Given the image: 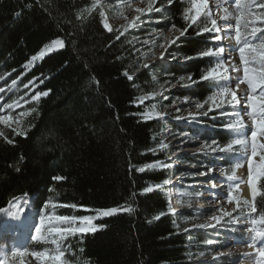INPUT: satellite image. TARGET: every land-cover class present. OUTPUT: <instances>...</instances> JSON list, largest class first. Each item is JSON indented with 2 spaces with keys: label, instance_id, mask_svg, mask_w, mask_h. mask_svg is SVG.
<instances>
[{
  "label": "trees",
  "instance_id": "16d2710c",
  "mask_svg": "<svg viewBox=\"0 0 264 264\" xmlns=\"http://www.w3.org/2000/svg\"><path fill=\"white\" fill-rule=\"evenodd\" d=\"M92 4L93 0H0V75L5 77L0 87L5 88L6 100L12 96L14 101L27 100L19 112L29 113L19 114V123L11 127H0L4 133L0 209L22 197H32L36 208L53 205L57 216H95L97 209L130 207L131 212L94 220L95 225L106 226L95 233L64 238L65 259H86L89 264H192L190 236L179 231L169 214V184L163 182H170L171 171L136 170L161 161L157 152L164 122L154 116L145 121L147 104L137 99L141 91L149 93L151 81L147 73H136L129 39L116 40L119 33L107 32L99 16L102 9L88 11ZM166 9L177 27L185 26L180 0ZM81 14L83 19H77ZM193 36L190 30L184 40L186 56L208 48ZM56 38L63 39L65 47L37 59L26 71L27 61ZM207 59L211 58L188 60L181 65L183 70L172 71H187L198 79ZM126 70L135 74L133 81L123 75ZM37 76L44 83L37 80L35 87L29 86L31 92L24 90ZM13 80L17 85L9 92ZM47 89H51L47 97L31 100ZM190 90L204 101L213 89L203 82ZM12 128H24L27 136L15 135ZM229 134L219 132L216 137L225 139L226 145ZM228 162L229 157L222 165L230 174ZM147 187L152 191L145 193ZM258 187L264 188V177ZM257 207L264 210V198L257 197ZM46 247L34 243L28 251ZM6 264L21 263L10 257Z\"/></svg>",
  "mask_w": 264,
  "mask_h": 264
},
{
  "label": "rangeland",
  "instance_id": "374dc122",
  "mask_svg": "<svg viewBox=\"0 0 264 264\" xmlns=\"http://www.w3.org/2000/svg\"><path fill=\"white\" fill-rule=\"evenodd\" d=\"M161 2L165 5V10L163 12L145 13L142 17L143 22H137L140 26L127 29V31H125L126 26L131 23L135 17L140 15L135 9H147L149 0H103L104 7L101 9L105 12L107 22L113 30L111 32H125L123 36L129 39L132 46L136 69L140 68V64L137 63V60H139L140 63H149L152 65L148 69H140L138 72L147 73L151 81L149 93L141 91L140 97H148V99L143 101L147 104V112L152 111L153 105H155L156 111L166 114L162 119L164 122V130L160 145L161 143H165L168 147H159L157 153L159 158H161L159 162H163L169 165V167L156 169H169L172 173L169 182V214L175 217L179 231L190 236L188 242L192 252V264H253L252 259L243 255L244 253L253 252V249L247 247L248 243L251 242V234L246 232V228L249 227V225H233L228 223L229 218L225 217L220 227L203 229L193 227L199 224H214L215 221L211 220L210 217L220 215L219 211H215V209L219 208L221 205L227 211H232L235 207V204H229L225 200L227 191L229 190L228 186L230 185L227 181V172L225 171V175L223 176L220 174V168L222 167L221 162L224 161L225 157L227 155L231 156L230 164L233 168L239 161L241 163L239 169L243 171L244 176H248V164L246 159L239 160L236 154L221 153L219 151L212 153L209 149L202 150V146L212 145L213 140H216L221 146L225 144V139L219 140L216 136L219 132H227L222 128V125L227 122L228 118L226 116L222 117L219 110L210 113L206 117H198L195 120L188 116L189 112L196 114L199 111L195 107L197 102H203L199 97L189 92L191 91L190 89L198 85V83L185 86L189 84L187 79L190 76L189 72L172 71L173 68L183 70L181 65L186 63L184 61L186 55L183 53L182 48L185 45V38L188 37H181L180 40L169 49V54L166 55L163 60L160 59V53L164 51V49L160 48L159 44L164 43L163 37H167L171 40L179 36V32L171 28L174 21L166 9L168 7L167 2L165 0H157L155 6H160ZM180 3L184 10L185 7L189 6L190 0H180ZM211 4L213 13L215 14V3L211 2ZM160 17L163 18V21L161 23H156L157 18ZM216 18L218 23H223L219 20V16H216ZM232 23L235 24V21H232ZM105 30L109 32L107 29ZM161 31L163 32V37L159 34ZM210 35L211 34L206 33L204 36L197 37L194 34L193 37L204 41L208 48L217 46L227 48L225 40L214 42L210 39ZM145 39H149L150 41L156 40V46L152 47L151 43L149 45H143L142 42ZM234 46L235 42L233 41L232 47ZM136 49H140L141 53H145V55L137 54L135 51ZM57 50L60 49L58 48L51 52H45L44 56L39 58L38 61ZM39 53L37 56H39ZM226 54L227 53H225V58L227 59ZM173 55H176L175 60L172 58ZM231 55L239 66L238 52H233ZM210 58L211 59L205 61L204 71L214 66L217 62L215 57ZM230 74L234 77L233 73ZM240 75H243L242 71ZM181 76L185 77L184 81H180ZM153 77H155V80ZM161 85H163V87H161ZM173 85H175V87H173ZM230 86L235 87V82L233 81ZM241 87L245 90L247 89V85H241ZM25 89L24 87V90ZM26 90L27 92L32 91L30 88ZM212 91H214V89ZM154 92L161 93L162 95L153 97L151 94ZM0 96L3 97V99H0V109H3L0 111V115H8L16 119V117L21 114L19 110L23 108L24 102H19L20 107L14 106L12 109H6L3 108V106L12 103L14 97L12 96L10 99L6 100L3 93H0ZM163 96H167L168 99H163ZM185 98H187V101ZM173 100L177 101L175 107L172 105ZM176 107L180 109L179 112L175 110ZM224 111L232 112L235 111V109L226 106ZM153 116L156 117L155 115ZM176 116H182L184 119L177 120L175 119ZM245 119L247 120V117H245ZM14 124L16 123L12 125ZM248 124V132L250 133V121H248ZM0 127H5V125L0 124ZM234 138L235 136L232 134V139ZM260 139L264 142V137ZM253 163L254 166H258L261 163L259 156L254 158ZM209 167L214 169L213 173L204 176L199 175L200 172H207ZM214 184L215 186H213ZM234 195L237 199L244 201L237 190ZM206 209L209 210L206 211ZM237 215H239L238 212L233 213L234 217ZM55 216L57 215L51 204L36 208L30 198L23 197L13 200L7 208L0 211V240L4 236L11 237V245L8 248L4 247L8 250V255L12 257L11 250L13 248H19L27 253L23 258L17 257L21 264H53L52 261H47L44 258L38 259L34 257L32 253L37 251H28V248L34 242L44 243L47 247L39 252L47 251L48 254H55L54 249L56 245L51 243L53 237L48 236V229L52 226H59L61 228H67L69 226L78 227L81 223L76 221L74 224L70 225V222L67 221L59 222L55 219H50ZM41 217L44 218L42 233L37 241H32L31 236L35 234V227L39 226ZM234 227L237 228L235 232L231 230ZM185 229H190V231L185 232ZM207 241H211V243H207ZM257 243L258 246L264 244V240L258 241ZM201 253H203V255H201ZM223 256H227V258H223ZM214 257L217 258L214 259Z\"/></svg>",
  "mask_w": 264,
  "mask_h": 264
},
{
  "label": "snow or ice",
  "instance_id": "6c2138e0",
  "mask_svg": "<svg viewBox=\"0 0 264 264\" xmlns=\"http://www.w3.org/2000/svg\"><path fill=\"white\" fill-rule=\"evenodd\" d=\"M215 2V14L213 13V7L210 0H190L189 6L185 7L181 18L185 22L184 27H177L176 24H172L171 28L179 32V36L175 39H168L163 37V32L159 34L163 37L164 43L159 44V47L164 49L160 53V59L163 60L166 55L169 54V49L176 44L181 37H188L190 30L194 32L195 36L200 37L208 33L210 39L214 42L221 40L235 42V46L232 47H209L207 50L200 51L195 56H185L184 61L192 59H203L204 57H215L216 63L214 66L207 68L201 73L198 79L193 80L192 76L187 79L189 81L188 85L207 82L210 89H214L210 95L206 97L203 102H197L195 107L199 110L196 114L191 112L188 116L195 120L198 117H206L210 113L219 110L220 115L226 116L228 118L227 122L222 125L225 131H230L234 134L235 138L231 139L229 143L221 146L216 140L212 141V145L202 146V150L209 149L212 153L217 151L221 153H231L236 154L239 160L246 159L248 164V186L251 193V203L248 200L241 201L234 195L236 189L239 185L235 186L229 185V190L225 200L229 204H235L232 211H227L221 205L215 211H219L220 215H214L210 217L211 220L215 221L214 224H199L194 225V228H216L222 226V221L225 217H228V223L236 225L247 224L249 227L246 228V232L250 233L251 242L248 243L247 247L253 249L252 253H244L243 255L252 259L253 264H264V244L258 246V241L264 240V210H258L257 207V197L264 198V188L258 187V180L264 177V142L261 141V137H264V0H214ZM157 0H149L147 9L136 8L135 11L140 13L139 16L135 17L134 20L129 23L127 29L137 28L142 23V17L145 13H160L165 10V5L161 2L160 6H155ZM175 3V0H167V6H171ZM104 7L103 0H93V4L88 11L91 13L92 9H101ZM19 14V13H18ZM99 16L101 18L102 26L109 32L113 31L107 19L105 17V12L100 11ZM216 16H219V20L223 23H218ZM77 19H83V15H78ZM163 18H157L156 23H161ZM235 21V24L232 23ZM234 32V35H233ZM125 35V32H120L115 39L119 40L121 36ZM151 43L152 47L157 44L156 40H143V45H149ZM65 47V41L61 38H56L52 40L49 45L39 53V56H32V58L27 61L24 65L25 70H30L34 66V62L43 57L45 52H51L56 49H62ZM137 54L145 55L141 53L140 49L135 50ZM238 52L239 55V66L234 61L231 53ZM225 53L228 54L227 59L225 58ZM154 55V54H153ZM173 60L176 59V55H173ZM140 68L136 69L138 73L140 69H148L152 65L149 63H140ZM15 71V69H13ZM242 71L243 75H240ZM236 73V76H232L230 73ZM23 75V74H22ZM123 75L129 81H133L136 77L135 74H130L127 70L123 72ZM50 78V77H49ZM5 77L0 75V80H4ZM20 77H17L19 80ZM155 80V77H153ZM17 80H13L10 85H8L7 90L10 92L17 85ZM39 80L41 84L44 83L43 79L39 76L34 77L33 80L25 84L26 89L29 86H36V81ZM185 77L181 76L180 81H184ZM235 81V87H231V83ZM98 83V81H95ZM241 85H247L245 91H240ZM135 87V85H133ZM163 87V85H161ZM175 87V85H173ZM31 90V89H30ZM5 88L0 87V93H4ZM51 93V89H47L43 92H36L35 95L31 96V100L39 101L41 97H47ZM28 93H25L27 96ZM153 97L157 95H162L161 93H152ZM0 99H3L0 96ZM24 97H21L23 100ZM139 101L143 102L148 99L147 96H141L137 98ZM163 99L167 100V96H163ZM187 101V98H185ZM28 103L27 100L24 101ZM177 104L176 100L172 101V105L175 107ZM20 107L19 101H13L12 103L5 104L3 108L12 109L13 107ZM232 107L235 111L226 112L225 107ZM206 109V110H205ZM3 109H0L2 111ZM177 112L180 111L178 107L175 109ZM32 113L37 112L36 108L30 110ZM21 116L29 115L28 112H22ZM153 115L163 119L166 115L156 111L155 105H153L152 111L143 114V119L145 121L149 120ZM247 117V120L245 119ZM175 119L182 120L184 117L176 116ZM248 121L251 123V131L248 132ZM13 123H19L18 118L14 119L12 116L0 115V124L11 127ZM12 132L18 136H27V130L20 128L17 131L16 128H12ZM0 135H4L0 132ZM7 143L12 144L14 141L12 139H7ZM214 145V147H213ZM161 148H167L168 145L161 143ZM259 156L261 163L258 166H254L253 160L255 157ZM169 165L163 162H157L155 164L149 163L144 167L137 168V171L143 172L146 168H166ZM241 167V163L238 161L235 167L231 170L232 174L227 176L228 181H233L236 179L235 168ZM19 171V169H17ZM214 172L212 167L207 169V172H200L199 175L204 176ZM221 176L225 175L224 167L220 168ZM54 179H63L60 176H56ZM165 185L169 184L168 180L163 182ZM223 183V182H222ZM215 186V184L213 185ZM155 187L158 189L161 185L157 184ZM145 193L152 191L151 187H147L143 190ZM72 207H76L72 205ZM190 207V205H189ZM2 211V209H0ZM121 211L131 212L133 211L130 207H109L107 209H97L95 216L85 215V216H55L56 221L59 222H70L74 224L76 221L81 222L78 227H67L61 228L59 226H52L48 229V236H52L53 239L51 243L56 245L54 249L55 254H48L45 252H33L32 255L36 258H44L47 261H52L53 264H89V261L79 258L74 261L65 259L66 250L62 249V241L69 235H74L75 233L87 234L95 233L97 230L106 227L105 225H95L93 221L103 217H110ZM234 212H238L239 215L233 216ZM159 218V217H156ZM44 225V218L41 217L39 226L35 227V234L31 236L32 241H37L42 233V227ZM233 232L237 231V228L231 229ZM190 231V229H185V232ZM59 238V239H57ZM211 243V241H207ZM83 251V250H81ZM26 251L19 248H13L11 250L12 257L23 258L26 255ZM203 255V253H201ZM217 257H214L216 259ZM8 259V250L0 245V264H6Z\"/></svg>",
  "mask_w": 264,
  "mask_h": 264
},
{
  "label": "bare ground",
  "instance_id": "6f19581e",
  "mask_svg": "<svg viewBox=\"0 0 264 264\" xmlns=\"http://www.w3.org/2000/svg\"><path fill=\"white\" fill-rule=\"evenodd\" d=\"M211 2H214V0H210V3ZM225 44H226V47H230L233 45V41L231 42V44L229 43V41H225ZM226 55L228 56V54H226ZM233 75L236 76L237 74L233 72ZM240 91H245V89L243 87H241ZM235 176H236V179L233 181L227 180L228 183L233 185V186L238 184L239 188L236 190L239 192L240 197L244 200H248L251 203V193H250V188H249L248 182H247L248 176H244L243 171L239 168H235ZM209 209H206V211H208ZM231 244H234V243H231Z\"/></svg>",
  "mask_w": 264,
  "mask_h": 264
}]
</instances>
